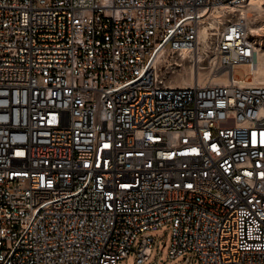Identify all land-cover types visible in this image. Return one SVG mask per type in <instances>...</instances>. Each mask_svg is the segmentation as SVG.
<instances>
[{
	"label": "built area",
	"instance_id": "built-area-1",
	"mask_svg": "<svg viewBox=\"0 0 264 264\" xmlns=\"http://www.w3.org/2000/svg\"><path fill=\"white\" fill-rule=\"evenodd\" d=\"M247 2L0 0V264H144L165 224L167 262L264 264ZM183 48L201 84H170Z\"/></svg>",
	"mask_w": 264,
	"mask_h": 264
},
{
	"label": "bare ground",
	"instance_id": "bare-ground-1",
	"mask_svg": "<svg viewBox=\"0 0 264 264\" xmlns=\"http://www.w3.org/2000/svg\"><path fill=\"white\" fill-rule=\"evenodd\" d=\"M247 3L249 5V8L257 13L258 17L264 18V2L262 0H248ZM258 25L262 26V30H264L261 22ZM208 27L209 25H205L199 30V39L202 43V49L207 47L206 38L208 34ZM214 53L215 52H213V54ZM187 54H188L187 49L184 48L181 49L180 51L181 57L179 58L177 63L181 62L180 64L181 66L183 65V67L181 70H179L178 72L179 76H177L176 80L174 82H171L170 84L176 86H191L195 84V82L201 84L206 78V76L209 77L208 71L207 72H203L202 70L196 71L195 69H192L191 66H187L183 64L182 61L185 59ZM157 61H159V59ZM252 79H253V83H255L256 85L264 86V53L258 55V61Z\"/></svg>",
	"mask_w": 264,
	"mask_h": 264
},
{
	"label": "rangeland",
	"instance_id": "rangeland-1",
	"mask_svg": "<svg viewBox=\"0 0 264 264\" xmlns=\"http://www.w3.org/2000/svg\"><path fill=\"white\" fill-rule=\"evenodd\" d=\"M262 20V24L264 25V20ZM166 57H163L162 60L164 61ZM160 61V63H163V61ZM233 73L235 77L237 78H243L244 75L248 76L250 73L249 64L248 63H239L235 64L233 66ZM169 228L168 224L163 225L160 228L150 230L151 235L154 238L159 239V248L161 249V256L158 259L154 256V253L151 254L150 258L144 263V264H185L183 261V255L167 262L166 261V252H167V240L165 241L162 239V236H167L166 233ZM138 240V239H137ZM119 264H134L133 259V252L130 251L128 256L125 259H121L119 261Z\"/></svg>",
	"mask_w": 264,
	"mask_h": 264
}]
</instances>
